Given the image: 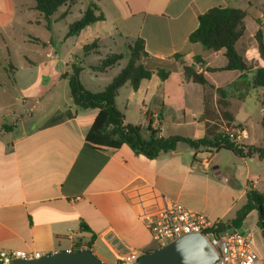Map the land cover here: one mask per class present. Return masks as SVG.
<instances>
[{
    "label": "crops",
    "instance_id": "0c3cea01",
    "mask_svg": "<svg viewBox=\"0 0 264 264\" xmlns=\"http://www.w3.org/2000/svg\"><path fill=\"white\" fill-rule=\"evenodd\" d=\"M12 3L13 21L0 29V61L4 63L0 69V251L45 255L73 250L77 245L87 249L91 245L92 252L105 264H118L109 247L117 238L128 247L117 250L132 258L153 250L154 243L142 216L177 201L212 219L230 221L247 203L249 186L264 191V161L257 157L240 158L227 150L197 152L182 147L177 153L151 160L126 144L115 152L91 148L87 134L99 110L84 111L73 105L69 75L63 81L47 84L29 66L14 67L10 62L14 53L27 55L24 49H14V43L31 40L39 43L38 28L42 25L53 29L75 12L80 20L91 4H97L105 20L88 26L74 38L86 33L90 41L97 42L98 53L86 55H99L107 43L117 50L118 44H122L129 52V46L143 39L150 55L143 64L153 65L146 67L154 72L165 69L170 75L163 81L155 73L150 80H143L137 91L126 84L119 90L116 106L123 113L125 124L144 130L151 125L160 129L164 137L175 136L166 130V124L173 121L183 125L186 104H182L177 114L167 112L166 94L172 90L169 84L174 74L179 78L180 98L184 100L191 96L188 90L199 85L186 80L184 65L196 63V56L203 61L196 65V70L203 65H224L215 64L224 51L209 50L211 53L204 55L199 44L189 43V36L199 26V16L218 6L250 9V0H78L73 6L61 7L49 23L36 10L34 0H12ZM3 11L4 2L0 0V13ZM73 23L68 24V30ZM178 53L183 55L179 60L174 58ZM258 61L263 63L258 65L264 66L259 57ZM241 75L205 72L214 89L207 93L208 88L202 86L198 94L200 113L191 139L219 138L225 134L224 128L225 131L227 127L240 128L248 136L239 144L264 147L263 91L259 94L260 120L253 130L252 125L249 127L253 116L246 105L250 87ZM242 80L245 85L238 83ZM81 82L87 90L101 92L90 90ZM59 86L66 102L48 110V100H52L54 87ZM217 88L226 89L224 96L219 97ZM242 88L246 95L239 98L237 91ZM137 105L140 111L134 118L132 107ZM220 154L225 157L215 166L211 164L209 170L202 167V159L212 162ZM76 197L80 200H75ZM241 231L245 232L243 228ZM254 249L261 253L257 247ZM260 255L264 258V252Z\"/></svg>",
    "mask_w": 264,
    "mask_h": 264
},
{
    "label": "trees",
    "instance_id": "16d2710c",
    "mask_svg": "<svg viewBox=\"0 0 264 264\" xmlns=\"http://www.w3.org/2000/svg\"><path fill=\"white\" fill-rule=\"evenodd\" d=\"M36 10L39 11L49 23L52 16L58 10L66 5L73 6L78 0H34ZM260 0H258L259 2ZM4 11L0 13V29L12 23L14 18V8L12 0H3ZM263 2V1H262ZM259 2V4H263ZM252 1L250 0V7ZM251 17L249 9L233 7H213L201 14L198 18V28L189 36L190 44H200L207 50L214 52H223L225 63L222 67H205L196 70V65L202 64L201 57H195L196 63L184 65L185 78L195 84L206 88L214 89L210 84L205 72H240L244 81H248L249 87L263 91L262 105L264 108V66L253 65L249 63L245 56L237 49L238 43L245 36L247 31L246 19ZM105 20L100 7L97 4H91L84 12L82 18L69 26L66 38L78 36L88 26ZM258 29L255 33L256 49L260 60L264 61V13L261 17L254 18ZM99 46L93 42L84 46L85 54L98 53ZM129 60L126 67L112 80V82L101 92H91L87 90L81 82V68L73 66V73L64 76L68 77L70 97L73 105L77 108L90 111L99 110L94 123L87 134V144L91 148L115 152L124 144L130 146L137 154H141L148 159H157L162 155L177 153L182 147H189L195 151L202 149L208 150H227L240 158L257 157L264 161V147L256 148L237 144L227 134H220L219 138L203 137L199 139H190L183 136L161 135L160 129H154L149 125L147 129L133 124H125L123 113L116 106V98L119 90L126 84H129L133 90L137 91L143 80H150L156 73L161 80L169 77V72L165 69H158L154 72L148 69L143 61L150 58L145 50V41L137 39L133 45L129 46ZM182 54L174 55L179 60ZM122 54H112L102 60L98 65L92 67L95 72L106 73L123 60ZM248 76H250L249 79ZM240 77V78H241ZM241 80V79H240ZM226 89L217 88L216 93L224 96ZM147 118L149 115L146 114ZM152 123V120H150ZM262 125L264 127V116ZM236 186V182L232 181ZM256 211L258 215L257 227L264 234V191H258L249 186L247 191V203L236 213V216L230 221H221L220 229L232 228L241 231L247 216ZM91 248V245H89ZM73 250H81L77 245ZM153 251H147L145 254Z\"/></svg>",
    "mask_w": 264,
    "mask_h": 264
},
{
    "label": "rangeland",
    "instance_id": "374dc122",
    "mask_svg": "<svg viewBox=\"0 0 264 264\" xmlns=\"http://www.w3.org/2000/svg\"><path fill=\"white\" fill-rule=\"evenodd\" d=\"M252 6L249 9L251 17L246 19L247 31L245 36L241 39V41L237 45V49L241 54H243L246 60L253 65H263L262 62L258 61V52H256V40L254 38L255 33L258 29V26L254 22V18L261 17L264 13V0H260L263 4H259L258 0H251ZM78 20V15L75 12L73 16L69 17L67 21L60 22L56 26L46 27L42 25L39 30V34L36 41L29 42H20L14 43V49L20 48L26 51V56L13 54L10 59L11 64L14 67L20 66H29L32 69V73L39 77L41 81H44L47 84H52L59 81H63V77L65 75H71L73 73V66L82 69L81 80H83L84 84L90 90H98L103 91L112 80L126 67L128 63V59L130 53L128 52L127 47L122 44H118L119 49H112V45L107 43V48L100 49V54H89L86 55L84 53L83 47L87 44L93 43L88 39V34L84 33L80 38H72L66 39V33L68 30V24L76 22ZM199 51L202 54L206 55L207 53H211V51L205 49L203 46L199 44ZM114 51H110L109 49ZM111 52L121 53L124 57L123 60L118 62V64L111 70H109L105 74L95 73L92 69L95 65L99 64L102 60L106 59L108 56L112 55ZM256 53V57L254 55ZM225 58L219 57L216 61V65L224 64ZM6 64V63H5ZM4 65L3 61H0V69ZM148 68L153 67V65L146 64ZM172 72H175L174 69H171ZM216 76H221L223 74H215ZM97 78V79H96ZM238 83L246 84V82L238 81ZM179 78L177 74H174V77L171 80L169 86L171 87V92L166 94L168 101L166 109L169 115L177 114L181 109L180 107L185 102L186 106L183 107L186 109L185 122L181 119L183 125L178 126L176 122L168 121L166 124V130H170L169 132H174L177 135H186L188 138H193L194 132L196 130L197 124L196 121L199 117L200 108L197 105L198 94L202 89V86L196 85V87H192L188 90L191 96L185 97V99H181L180 95L182 94V90L178 88ZM54 91L52 93V100H48V110H51L53 106L64 104L66 100L62 97V87H54ZM207 93H212L213 91L208 88L206 89ZM239 98H243L246 94V90L244 88L237 91ZM261 93L260 89H249V94L246 96L247 103L246 105L250 107V113L253 116L251 121L253 130L257 127V121L260 120V103L261 99L259 98V94ZM69 95V94H68ZM220 97V96H219ZM68 101L70 100L69 96L67 97ZM154 106H157V103L154 102ZM140 108L139 106L132 107V115L134 118H137L139 114ZM195 115V117H193ZM186 123V124H185ZM229 129V127H227ZM251 128V127H250ZM223 132L227 134V130L223 129ZM228 135V134H227ZM225 157L224 154H220L219 156L215 155L212 159V166H215L217 163L221 161V158ZM262 188V187H261ZM257 212L251 213L246 221L244 222L243 230L247 233L253 234L254 238V247H257L258 252L263 253L264 251V234L261 229L257 228ZM260 237V238H258ZM262 244V249H259V246ZM261 247V246H260ZM260 253V254H261ZM259 256L261 257V255Z\"/></svg>",
    "mask_w": 264,
    "mask_h": 264
},
{
    "label": "built area",
    "instance_id": "2783aa9c",
    "mask_svg": "<svg viewBox=\"0 0 264 264\" xmlns=\"http://www.w3.org/2000/svg\"><path fill=\"white\" fill-rule=\"evenodd\" d=\"M227 134L237 144L248 136L247 131L240 128L228 129ZM200 163L206 170L211 168V161L208 158L202 159ZM75 200H80V197H76ZM142 221L151 234L154 243L152 251L164 248L185 235L198 233L204 235L215 249L218 258L214 264H260L264 261L254 249L253 234L237 230L230 233L232 228L229 227L222 230L220 229L222 220L212 219L205 213L193 211L177 201L170 202L155 213L142 216ZM109 244L118 259V264H137L145 255L144 253L132 258L117 250L118 247L128 250L118 238L115 244ZM41 256L42 254L37 252L0 251V264H10L14 259H35Z\"/></svg>",
    "mask_w": 264,
    "mask_h": 264
},
{
    "label": "water",
    "instance_id": "95a60500",
    "mask_svg": "<svg viewBox=\"0 0 264 264\" xmlns=\"http://www.w3.org/2000/svg\"><path fill=\"white\" fill-rule=\"evenodd\" d=\"M234 229L230 230V233ZM218 256L206 237L185 235L164 248L143 255L137 264H214ZM10 264H105L90 248L64 250L35 259H14Z\"/></svg>",
    "mask_w": 264,
    "mask_h": 264
}]
</instances>
